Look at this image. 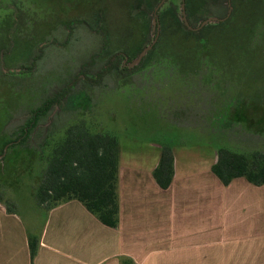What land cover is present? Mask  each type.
<instances>
[{"label":"rangeland","instance_id":"1","mask_svg":"<svg viewBox=\"0 0 264 264\" xmlns=\"http://www.w3.org/2000/svg\"><path fill=\"white\" fill-rule=\"evenodd\" d=\"M139 1L0 0V182L5 199L23 215L37 206L35 191L44 168L32 147L43 142L50 127L59 132L55 138L59 140L81 116L92 130L114 133L121 146L137 143L134 151L148 159L156 148L150 143H173L179 149L196 141L218 155L221 146L246 148L237 131L264 141L260 135L264 134V74L257 64L245 60L248 54L243 49L220 51L219 77L211 80L218 85L211 86L193 72L188 78L179 76V70L161 62L158 54L142 62L146 54L138 64L129 65L137 58V47L142 51L156 35L153 13L161 0H146L150 11L143 16L145 41L136 46L131 38L134 15L145 9L143 3L137 5ZM181 3L168 0L160 11L175 7L180 17ZM204 6L207 17L222 18L229 0H207ZM68 20H76L72 31ZM106 31L113 37V46L136 48L132 57L115 61L111 74L97 82L102 69L111 64V56L101 54ZM46 42L50 44L45 46ZM95 55L82 74L83 65ZM124 67L130 70H121ZM69 85V93L52 103L32 139L18 140L33 111ZM237 94L249 103L235 105ZM229 121L240 125L229 127Z\"/></svg>","mask_w":264,"mask_h":264},{"label":"crops","instance_id":"2","mask_svg":"<svg viewBox=\"0 0 264 264\" xmlns=\"http://www.w3.org/2000/svg\"><path fill=\"white\" fill-rule=\"evenodd\" d=\"M162 145L150 143L148 159L137 143L119 144L116 226L75 198L24 215L0 202V264H264V184H224L216 151L195 141L169 144L174 173L163 188Z\"/></svg>","mask_w":264,"mask_h":264},{"label":"trees","instance_id":"3","mask_svg":"<svg viewBox=\"0 0 264 264\" xmlns=\"http://www.w3.org/2000/svg\"><path fill=\"white\" fill-rule=\"evenodd\" d=\"M184 1L191 24L209 16L206 6H204L207 0ZM230 2L232 11L229 17L218 23H209L199 31L188 29L177 16L175 7H166L159 11L160 34L157 42L142 62L158 54L161 62L167 61L179 70V76L188 78L193 75V72L198 77L208 80V86L218 85L217 80H211L219 77L217 70L221 58L220 51L238 47L248 54L245 60L257 64L258 71L264 74V0H230ZM141 3L144 4L145 9L143 13L134 15L135 22L132 26L131 38L136 46L142 45L145 41L147 25L143 16L147 11H150L146 0H140L137 5H141ZM82 20L78 21L82 23ZM75 23L76 20H68L66 25L72 31V26ZM88 24L90 25V22ZM93 24L94 22L90 26ZM135 31L136 33H134ZM104 35L105 43L101 54L111 56V64L107 69H102L97 82L107 77V74H111L116 67L113 64L115 61L120 62V59L132 57L136 48V46L125 48L119 44L113 46L112 35L107 31ZM170 38L173 39L172 42ZM49 44L46 42L45 46ZM140 48L142 47H137L135 56H138ZM93 57L90 63L83 65L82 74L83 69L94 62L96 55ZM123 69L130 70L126 67L121 68V70ZM76 80L77 78L72 81L71 87L76 83ZM71 87L69 85V87L63 88L55 94L53 99H48L42 106L37 107L33 111L32 117L21 127L20 136L17 139L22 138L21 142L32 139L33 131L38 127L41 118L48 114L52 103L60 102L69 93ZM209 89L207 87L206 91ZM233 103L241 106L249 101L245 96L237 94L233 98ZM86 106L88 105L85 103V107L82 109L85 110ZM82 117L81 120L69 125L59 140L55 139L59 132H55L53 127H50L43 142H40L39 146L35 148L32 147L44 163L42 164L43 172L35 191L36 200L39 204L51 207L62 200L75 198L84 203L102 222L116 226L118 221L119 141L116 135L108 130H92ZM229 122V127L240 125L239 122ZM244 133L237 131V135H243L244 140L241 141L246 145V148L237 150L230 146L219 147L218 158L212 170L224 184H228L236 177H245L256 185H262L264 184V141L262 142L259 136L250 137ZM250 134L255 135L253 132ZM262 138L264 139V137ZM173 165V150L169 144L165 143L162 145L159 164L154 171L156 180L163 188H167L172 181ZM0 186V202L6 204L8 210L12 211L14 204L9 199H5V188L1 182ZM31 245L32 254H34L33 242Z\"/></svg>","mask_w":264,"mask_h":264},{"label":"water","instance_id":"4","mask_svg":"<svg viewBox=\"0 0 264 264\" xmlns=\"http://www.w3.org/2000/svg\"><path fill=\"white\" fill-rule=\"evenodd\" d=\"M168 0H161L157 6L155 7L154 13H153V31H156V35L154 40L146 47H144L142 49V51L138 54L137 58H135L129 65L130 66H134L136 64H138L139 62L142 61L143 57L153 48V46L155 45V43L158 40L159 34H160V23H159V15L158 12L160 11V9L162 8V6L167 2ZM180 9H181V16L180 19L183 22V24L190 30L192 31H199L201 30L204 26L208 25L209 23H213V22H221L224 21L227 17L230 16L231 11H232V5L231 2L229 0V11L228 14L225 17L222 18H217V17H207L205 19H203L197 26H193L189 19H188V15L186 12V3L184 0H182V3L180 5ZM7 149V148H6Z\"/></svg>","mask_w":264,"mask_h":264}]
</instances>
